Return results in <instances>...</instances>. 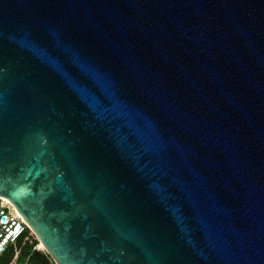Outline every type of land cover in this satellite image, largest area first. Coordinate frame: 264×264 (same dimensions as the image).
<instances>
[{
  "label": "water",
  "instance_id": "1",
  "mask_svg": "<svg viewBox=\"0 0 264 264\" xmlns=\"http://www.w3.org/2000/svg\"><path fill=\"white\" fill-rule=\"evenodd\" d=\"M0 198L54 264H264V0H0Z\"/></svg>",
  "mask_w": 264,
  "mask_h": 264
},
{
  "label": "built area",
  "instance_id": "2",
  "mask_svg": "<svg viewBox=\"0 0 264 264\" xmlns=\"http://www.w3.org/2000/svg\"><path fill=\"white\" fill-rule=\"evenodd\" d=\"M29 232L30 244L37 241L32 232L28 229V226L21 218V216L12 208L9 204L0 199V257L5 253L7 247L14 245L18 239H20L25 232ZM33 250L37 252H44L43 249H39V242L33 245Z\"/></svg>",
  "mask_w": 264,
  "mask_h": 264
},
{
  "label": "trees",
  "instance_id": "3",
  "mask_svg": "<svg viewBox=\"0 0 264 264\" xmlns=\"http://www.w3.org/2000/svg\"><path fill=\"white\" fill-rule=\"evenodd\" d=\"M28 234L29 232L26 231L14 245L7 247L5 253L0 257V264H54L47 253L33 250V245L37 241L30 244Z\"/></svg>",
  "mask_w": 264,
  "mask_h": 264
},
{
  "label": "bare ground",
  "instance_id": "4",
  "mask_svg": "<svg viewBox=\"0 0 264 264\" xmlns=\"http://www.w3.org/2000/svg\"><path fill=\"white\" fill-rule=\"evenodd\" d=\"M0 199H2V201H4L5 203L10 204V203L8 202V200H5V199H3V198H0ZM39 249H44L43 246L41 245V243H39Z\"/></svg>",
  "mask_w": 264,
  "mask_h": 264
}]
</instances>
